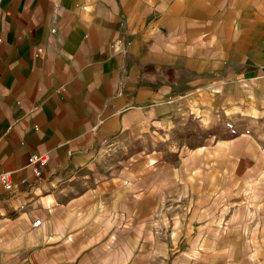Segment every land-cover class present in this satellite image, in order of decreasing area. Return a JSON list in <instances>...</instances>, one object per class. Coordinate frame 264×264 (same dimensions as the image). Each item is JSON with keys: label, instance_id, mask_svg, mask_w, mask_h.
Masks as SVG:
<instances>
[{"label": "crops", "instance_id": "1", "mask_svg": "<svg viewBox=\"0 0 264 264\" xmlns=\"http://www.w3.org/2000/svg\"><path fill=\"white\" fill-rule=\"evenodd\" d=\"M4 172L0 264H264V0H0Z\"/></svg>", "mask_w": 264, "mask_h": 264}, {"label": "rangeland", "instance_id": "2", "mask_svg": "<svg viewBox=\"0 0 264 264\" xmlns=\"http://www.w3.org/2000/svg\"><path fill=\"white\" fill-rule=\"evenodd\" d=\"M198 123V121H193L190 126L183 123H180L179 125L176 124L174 129L171 125L165 127L164 131L169 136L165 137L166 134H164V140L160 139V146L163 148L165 152L164 154H167V156H164L165 158L168 157V159L175 160L177 155L173 153L172 148L178 144L189 147L195 143L193 140L198 142L204 132L202 131V126H199ZM190 135L193 138H190ZM158 141L159 137L156 135H148V137L144 139L136 138L134 140H126L125 143L120 142L114 144L115 146H118V149L111 154H107V158L112 161H126L131 164L132 171L138 173L141 170H144L143 164H140L141 161H143L146 154H150L156 148ZM123 146H126L127 151H124L125 148ZM184 152L185 149L182 150L180 156Z\"/></svg>", "mask_w": 264, "mask_h": 264}, {"label": "built area", "instance_id": "3", "mask_svg": "<svg viewBox=\"0 0 264 264\" xmlns=\"http://www.w3.org/2000/svg\"><path fill=\"white\" fill-rule=\"evenodd\" d=\"M49 160V156L47 153L43 154H33L30 157L29 163L34 166L35 172L38 176L42 174V169L46 165V163ZM0 180L3 183L4 187L6 189H11L12 184H11V177L9 172H4L0 175ZM39 220L35 222V224H38Z\"/></svg>", "mask_w": 264, "mask_h": 264}]
</instances>
